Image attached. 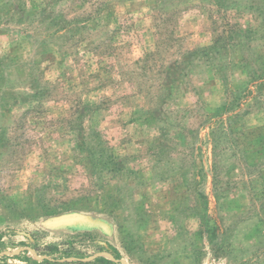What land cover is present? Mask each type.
I'll list each match as a JSON object with an SVG mask.
<instances>
[{"label":"rangeland","instance_id":"obj_1","mask_svg":"<svg viewBox=\"0 0 264 264\" xmlns=\"http://www.w3.org/2000/svg\"><path fill=\"white\" fill-rule=\"evenodd\" d=\"M0 264H264V0H0Z\"/></svg>","mask_w":264,"mask_h":264},{"label":"trees","instance_id":"obj_2","mask_svg":"<svg viewBox=\"0 0 264 264\" xmlns=\"http://www.w3.org/2000/svg\"><path fill=\"white\" fill-rule=\"evenodd\" d=\"M45 260H48V259H45ZM99 260H104L106 262H111L110 260H107L105 257H100Z\"/></svg>","mask_w":264,"mask_h":264}]
</instances>
